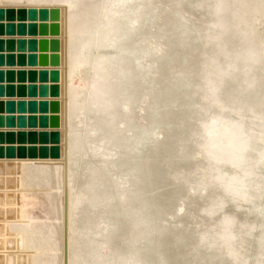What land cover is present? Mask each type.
<instances>
[{
    "label": "rangeland",
    "instance_id": "1",
    "mask_svg": "<svg viewBox=\"0 0 264 264\" xmlns=\"http://www.w3.org/2000/svg\"><path fill=\"white\" fill-rule=\"evenodd\" d=\"M263 3L0 0V264H264Z\"/></svg>",
    "mask_w": 264,
    "mask_h": 264
},
{
    "label": "bare ground",
    "instance_id": "2",
    "mask_svg": "<svg viewBox=\"0 0 264 264\" xmlns=\"http://www.w3.org/2000/svg\"><path fill=\"white\" fill-rule=\"evenodd\" d=\"M260 0H242V7H243V9H242V13L243 14H247V13H249V12H251L252 13V11H254L255 10V7L257 8V4H258V2H259ZM264 1V0H263ZM264 4V3H263ZM263 11H264V8H263ZM259 14V13H258ZM263 12L261 13V14H259V17L261 18H263ZM254 20L255 19H257V17H255V18H253ZM252 19V21H251V24L249 25L250 26V28H252V31H253V33H254V35H255V37L258 39V37L260 36L262 39H264V30L262 31V34H259L258 33V31L256 30V25H255V23H257V22H255L254 20ZM258 41H259V39H258Z\"/></svg>",
    "mask_w": 264,
    "mask_h": 264
},
{
    "label": "water",
    "instance_id": "3",
    "mask_svg": "<svg viewBox=\"0 0 264 264\" xmlns=\"http://www.w3.org/2000/svg\"><path fill=\"white\" fill-rule=\"evenodd\" d=\"M1 15V14H0ZM3 30V29H2ZM2 30H0V36H2V35H4L5 34V32H3ZM7 35H14V33H11L10 31H8V34ZM14 40H7V43L8 44H11L12 42H13ZM5 42V40L3 39V38H0V52H2V51H4L5 49H4V43ZM10 49L8 48L7 49V51H9ZM1 56H3V54H1L0 53V59H1ZM0 61H2V60H0ZM0 65H2L1 63H0ZM29 65H31L32 66V64H29ZM28 109H29V106H25V105H23L22 104V107H20V110H18V111H22V112H27L28 111ZM7 112H10V110L9 111H7ZM29 112V111H28ZM3 140V139H2Z\"/></svg>",
    "mask_w": 264,
    "mask_h": 264
}]
</instances>
